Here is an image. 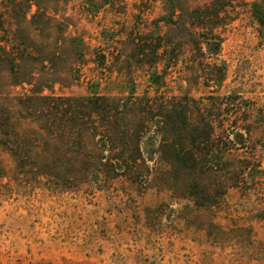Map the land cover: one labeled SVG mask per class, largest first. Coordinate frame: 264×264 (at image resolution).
Here are the masks:
<instances>
[{
	"label": "rangeland",
	"instance_id": "obj_1",
	"mask_svg": "<svg viewBox=\"0 0 264 264\" xmlns=\"http://www.w3.org/2000/svg\"><path fill=\"white\" fill-rule=\"evenodd\" d=\"M225 1L0 0L21 152L147 159L19 169L0 143V264H264V0Z\"/></svg>",
	"mask_w": 264,
	"mask_h": 264
},
{
	"label": "trees",
	"instance_id": "obj_2",
	"mask_svg": "<svg viewBox=\"0 0 264 264\" xmlns=\"http://www.w3.org/2000/svg\"><path fill=\"white\" fill-rule=\"evenodd\" d=\"M225 0H211L210 4H204L203 6H199L196 8H205L203 9H194L191 12V17L194 19H199L200 15L199 12L201 11L203 14V17L207 18L211 15L217 16V12H211L209 10H207V8H224L226 7L225 4ZM252 8H259V5L257 2H252L251 4ZM257 22L259 23V25L261 24L262 18H256ZM199 21V20H198ZM204 21L206 20H200V22H196V26H200V25H204ZM206 23V22H205ZM204 27V26H202ZM260 32V29H259ZM202 34L203 35V42L206 44L207 47V52L209 54H214L217 55L219 52V48H220V42L221 39L219 38V36L217 34H214L212 31H209V33ZM262 39L264 40V36H261ZM223 77V76H222ZM92 98L94 99H98V100H103L102 102H106V104H101L98 105L96 103H91L93 107H95V109H99V113L104 116L105 118L103 119V121H106L108 123V132L110 133V135H113L114 132H111L112 127H115L116 125V117H117V112H115V108L113 106V104H108V98L105 96H100L98 93L95 92V95L92 96ZM89 100L90 97H88ZM87 100V99H86ZM87 100V101H89ZM102 111V112H101ZM6 112V115L4 113V115H0V143L7 146L13 153V155L16 158L17 161V166L19 169H25L26 167L32 166L35 168H39V169H48L51 168V166H54L56 164H60V165H88V164H92L95 166H103V167H112L114 164H123L124 166H128L130 165V163L136 164L138 160H140L143 165H145V162L147 161L146 158H144L142 155L137 154L136 155H131V156H127V155H120V154H111V155H103V154H98L96 156H86L83 157L81 160L78 161H73V158L68 156V155H57V156H53V157H48V158H42L39 156H35V155H31V154H23V152H21L20 147L22 146L21 144L23 143L26 147L30 146L29 143H26L25 140H23L20 135L15 132L10 124L9 121V115ZM115 119V120H114ZM69 122L71 123L72 120H70V118H66L64 119V122ZM208 124V123H207ZM210 124H208L209 126ZM210 127V126H209ZM117 129V128H116ZM213 128L210 127V130H206V133L208 134V136H210V134H212ZM129 132V130H128ZM94 135H99L96 132L93 133ZM197 134V133H196ZM105 136H107V134H105ZM128 142H132V144H134L135 149H138V145L135 141V139L130 138L128 139ZM124 145H127L126 142H124ZM176 161H174L176 164L182 165L183 167H188V168H195V165L197 164L196 162V158L195 157H188V158H184L181 157L180 154H177L175 156ZM185 159V160H183ZM214 160L217 161L216 158H214ZM215 161V162H216ZM208 162V160L206 161ZM210 164V162H208ZM203 166H209L207 164L203 165ZM214 204H209V205H205L206 206H213Z\"/></svg>",
	"mask_w": 264,
	"mask_h": 264
}]
</instances>
